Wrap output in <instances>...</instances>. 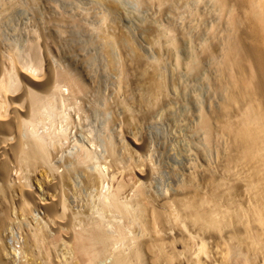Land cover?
<instances>
[{"label":"bare ground","instance_id":"1","mask_svg":"<svg viewBox=\"0 0 264 264\" xmlns=\"http://www.w3.org/2000/svg\"><path fill=\"white\" fill-rule=\"evenodd\" d=\"M134 1L0 0V264H264V185L247 209L223 171L264 167V0H186L208 33ZM185 94L200 144L157 188L148 128Z\"/></svg>","mask_w":264,"mask_h":264},{"label":"rangeland","instance_id":"2","mask_svg":"<svg viewBox=\"0 0 264 264\" xmlns=\"http://www.w3.org/2000/svg\"><path fill=\"white\" fill-rule=\"evenodd\" d=\"M134 2H135L134 0H133V2H132V0H123L126 11L129 12L132 10L134 13L132 11L131 12L133 14H136L135 12H137V10H139L140 8H137L138 5L136 4V2L135 3ZM178 2H179L178 3V9H175L176 12H175L174 8L172 9L167 4H163V5H161V7H160V5L155 4V5L150 6L151 9H150V7H148L150 10L149 11L147 10L146 14L148 17H158L159 23H161V22L165 23L164 22L165 19L170 21V19L173 20L174 19L173 17L176 16L177 14H178L177 16H180L179 15L180 13L184 14L186 12V9H185L186 4L185 3H187V1L186 0H179ZM180 3H182V4H180ZM158 7H160V8H158ZM133 9L136 11H134ZM158 9L161 11V13ZM151 10H152V12H154L157 15H159V13H160V15L159 16L155 15L154 13L151 12ZM139 11L137 13H139ZM178 11H180V12L177 13ZM172 12L177 13V14H175L173 17H171L174 14V13L172 14ZM183 14H181L182 17H183ZM186 15H188V16H186ZM186 15L184 14V17L185 16H186V18L190 17L189 20L193 18L194 21L195 20L198 21V22H194L192 20L189 21L187 18V20L189 22H194V23L200 22L199 23L200 27L202 29L205 28L204 29V30H206L205 32L208 33L210 31L209 26H210L211 20L213 19L212 15H209V18L203 17L204 20L198 16L197 17L192 16V15H190V13L188 14V12H186ZM184 17H183V19H186ZM180 18H181V16H180ZM89 19H92V18H89ZM205 19H208V20L210 19V20L208 21ZM129 20H131V21H129ZM129 20H128L129 23H126L128 21L123 20V21H125L124 23H126V24H124L122 22V20H120L121 22H119V23H121V25L118 24L119 28L117 27L116 30L119 31L121 34H124L125 32H127L126 34H129L131 31H132V33H134L133 30H135L136 35L134 34L132 36L134 38H136L137 41L140 39V41H142V42H140V41H138V42H140L142 44L143 43L145 44L150 37H151L150 40H152L153 38L159 37L160 33L158 31H156V33H155V30L149 31V32L147 31L148 33H145L146 35H143L144 32H140V28L138 27V25H139L138 20L134 21V20H136V19H134L133 22H132V19H129ZM160 20H161V22H160ZM202 20L204 23L202 22ZM130 23H132V24H130ZM133 23L135 24V26ZM205 23H207V24H205ZM207 25H208V27H207ZM132 26L134 28L135 27L136 28L132 29ZM124 27L128 28L129 30L126 31V29ZM121 29H123V32L121 31ZM130 29H131V31H130ZM132 33H130V35ZM141 33H142V35H141ZM136 36H138V37H136ZM154 36H156V37H154ZM144 38H147V39H144ZM197 83H198L197 81L194 83V85H195L194 88L196 86L200 85V87H196L197 91H198L197 96L199 99L203 98L202 99V101H203L205 99L204 96L206 94V89H204L205 87H203V85L201 86L200 83L199 84H197ZM202 88L204 89V91L202 90ZM183 97L181 98V100L172 101L171 105L169 107H167L166 110L163 111L162 116H158L157 120L155 122H153L148 128V135L154 141L155 147L159 150V153L157 156V163L159 165L160 172L158 171L157 174H155V180H154L155 185L158 182L156 185L157 188H159L161 185L163 186V185L169 184V181H171L170 173H172L174 171V169L178 170V169L182 168L185 165V160L187 157L186 155L189 153L190 149L192 147H195L196 145L200 144V138L197 135H194L189 131V127L187 126L188 121L185 120V117H187V119H188L189 114L192 113V110L196 106V104H195L196 102L194 101V103H193V99L191 100L189 97H186V94ZM200 101H201V99H200ZM235 108H234V106L232 108H230V110H229L230 114H228V115H232V113H231V111H232L233 117L229 116L227 118V120L232 121L234 119L235 121H233V123L234 122L238 123V119H240V117H239L240 111H238V112L235 111L234 110ZM240 116H241V114H240ZM230 117H231V120H230ZM237 123H234V124L237 125ZM227 133L225 134V136H227V138H229V141L231 142L230 134H228L229 135L228 136ZM78 134L80 135V137H82V135L80 133H78ZM213 144L214 145H212V148L216 146V143H213ZM233 152H234L233 155L235 156V158L232 156L233 159L232 158L229 159L226 162L227 163L226 169H223V171L225 173V181H228L231 184H233L234 182H235L234 184H236V182L239 181V184L237 183V185L240 188V189H238V191L240 190L239 194L241 193L240 194L241 197H240V195L237 194L238 198L236 197V200L239 202H240V200H242V203H243V201L246 199V197H249L248 200H245L242 205H244L245 207L248 205L250 207V205L253 204L254 201H255L254 203H256V200H258V199H255L257 197V195H255V198H254V192H249L251 194L253 193V195H251V194L248 195V191L246 190L247 196L245 194H244L245 196H243L242 191L245 190L244 189V188H246L245 186L247 184H250V182H252V181H255V183H257L259 181L258 182L259 186L263 187V185H264V171L263 170L264 169H262V168H264V167L262 166V164H260V171L256 172L254 166L251 163L241 160V158H240L241 156L239 157V155H240L239 149H235ZM211 155H212V158L214 156V158L212 160H213V162L215 161V164H216L217 160H215V155H217V154L215 151H213V149H212ZM236 155H237V157H236ZM217 157L218 156H216V159H217ZM238 157L240 159H238ZM217 164H218V162H217ZM221 171H222V169H221ZM158 174H159V176H158ZM156 175L158 177H160V175H161L162 178L160 177V179H159ZM159 181H160V183H159ZM40 182L43 185V188H45V190H47L48 186H46V182L43 179H41ZM247 182H249V183H247ZM35 185H37L36 181H35ZM251 185H253V182L251 183ZM259 190H260V187H259ZM246 191H243V192H246ZM253 191H255V189H253ZM49 193L51 194V191H49ZM242 196H243V199H241ZM239 197H240V199H239ZM250 198H251V200H249ZM252 198L254 201L252 200ZM247 201H249V204L247 203ZM245 202L247 203V205H245L246 204ZM257 203H258V201H257ZM258 204H259V210L261 212H263L264 211V191H261V190L259 191V203ZM248 206L246 207L247 209H249ZM249 214H252V213L249 211ZM263 240H264V231H259V243L264 242Z\"/></svg>","mask_w":264,"mask_h":264}]
</instances>
